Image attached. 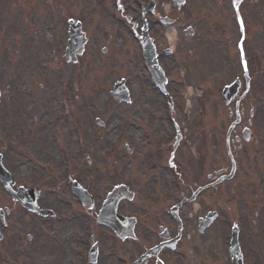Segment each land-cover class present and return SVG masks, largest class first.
I'll use <instances>...</instances> for the list:
<instances>
[{"label": "rangeland", "instance_id": "obj_1", "mask_svg": "<svg viewBox=\"0 0 264 264\" xmlns=\"http://www.w3.org/2000/svg\"><path fill=\"white\" fill-rule=\"evenodd\" d=\"M204 2L191 0L186 8L178 11L177 23L187 24L189 20V24L196 23V36H184L180 32L177 40L169 42L170 46H176L177 52L175 56L167 58L164 67L169 77V91L177 96L175 115L176 118L180 117L177 123L181 128L183 125L186 130H197L198 126L201 129L199 124L204 119L198 121L199 110H208L202 135L204 144H201V147L206 148L205 156L197 155L195 149L198 157L196 166L200 160L206 162L208 168L209 164H217L229 169L224 137L234 117H229L233 104H223L220 87L222 83L231 81L241 71V66L237 58V64L232 61L235 63L232 69L227 63L222 66L223 70L219 68V60L221 63L223 60L229 63L227 58L219 56L229 55L230 52L228 54L223 50L226 45L225 48L218 47L214 37L209 39L211 34L203 29L202 23H208L213 33L215 14L213 10L209 12L204 9ZM199 6L203 9H199ZM96 7L97 0H22V7L17 9L10 2L8 14L13 19L11 21L3 13V4H0V15L5 17L0 19V152L4 155V164L16 171L19 177L27 181L29 175L28 184L36 185L39 179L40 182L44 181L41 187L42 200L45 202L43 204L56 211V216L44 220L32 219L26 215L21 223L13 226V234L9 232L6 236L11 241L2 246L6 261L0 264H26L28 260L25 257L19 259L18 256L20 243L24 244V255L28 250L34 254L36 261L31 260L30 264H51L54 260L60 264H69L67 258L71 253L64 254L63 251L61 255L58 253L60 259L57 256L52 259V250L58 246V240L63 242L72 236L71 230L68 231L67 238L61 233L66 225H78L80 229L81 222L85 221V214L81 210H78L77 216L66 212V208L73 206L75 202L67 182L70 175L82 184H87L82 178L88 179V185L96 198L102 197L114 183H128L133 190L140 187L136 191L137 199L146 195L153 196L159 189L158 184L153 185L149 180L152 173V165H149L152 154L149 153L152 151L149 149L145 154L139 151H146V148L154 146L157 141L162 143L163 146L160 147L165 150L166 135L170 134L172 128L171 124L170 127L164 125L162 99L149 83L139 50L123 49L114 54L109 50L107 54L99 56L90 52L91 43H88L77 64L66 63L62 59L66 18L79 20L85 32L94 24L103 25L105 33L113 30L109 25L112 20L108 19L104 11L97 14ZM192 9L198 10L191 12ZM198 11L207 12L206 19H199ZM172 27L176 26L164 28ZM254 34L246 44L249 46V55L253 54L252 47L253 51H260L257 46L258 37H254ZM158 40L161 44L160 38ZM126 42L127 40L122 39L118 43L124 45ZM231 55L235 56L234 53ZM254 56L252 61L248 58L254 80L249 95L243 101L244 115L240 124L241 129H250L251 137L249 140H242L240 148H237L234 180L222 184L223 192L227 193L230 188L233 191L226 194L222 208L226 209L227 205L232 209H243L245 218L258 212L261 216L260 229H256L258 233L256 231L255 234V227L253 228L254 242H258L257 239L261 241L264 258V199H261L264 198V56ZM198 65L207 66L205 68L209 71L195 68ZM260 65L263 70L258 68ZM186 67H193L195 72L193 69L185 72ZM122 77L129 81L130 103L114 102L108 94L112 84ZM156 99V112L162 116L161 120L157 118L154 121L150 119L152 112L149 109ZM253 107L254 115L250 118L249 111ZM144 116L148 122L144 120ZM95 119H100L103 125H97ZM248 120L251 122L250 126ZM190 134L191 132L187 133L186 137L189 140L191 137V145L187 149L180 147L174 152L176 158L173 162L177 165L181 161L178 158L181 152H190V148L193 150L194 136ZM152 135L155 143H152ZM77 138L81 144H78ZM124 145L129 147L130 152L125 151ZM115 146V150L110 151ZM148 156L151 158L147 159ZM191 158L195 160L194 156ZM38 159H41L40 165L36 164ZM196 170L197 167L194 172ZM164 178L170 179V174H165ZM188 179L187 176L186 180ZM161 191L162 195L168 193L165 184L158 193ZM245 203L250 211L244 210ZM129 208L134 209V205ZM70 217H74L76 222H71ZM59 220L64 224L60 225ZM88 224L92 225L90 221ZM26 231H34L29 232L33 236L30 241L22 238ZM74 233L78 232L74 230ZM250 233L251 224L243 232L244 242ZM104 237L105 244H110V239H106L107 233ZM258 250V247H254L255 254L260 253H257ZM249 264H261V261L254 259Z\"/></svg>", "mask_w": 264, "mask_h": 264}, {"label": "flooded vegetation", "instance_id": "obj_2", "mask_svg": "<svg viewBox=\"0 0 264 264\" xmlns=\"http://www.w3.org/2000/svg\"><path fill=\"white\" fill-rule=\"evenodd\" d=\"M1 1L3 10H5L3 13L6 14L8 20L12 21L11 15L8 14L10 2L13 8L17 9L21 7L22 0ZM204 1V9L209 12L213 10L215 14L213 16V33H211V27L208 23L203 29L214 37L218 47H221L225 41L233 39L238 25L239 11L245 12V18L249 19L251 14H253V9L258 7L255 15L262 16L261 20L264 21L263 9L259 7L262 2L259 3L258 0H253L249 5L248 0H241L239 3L237 0ZM244 2L246 4L245 10L243 8ZM254 2L257 4L256 7H253ZM107 4L110 9L120 11L125 20L123 22L122 18L112 19L109 25L113 27V30L105 34H99L104 26H97L99 32L95 33L93 38L88 39V42L91 43L89 50L94 55L95 51H99L102 54L108 53L109 50L114 53L120 51L118 42L125 37L128 41H134L132 45L135 46V49H140L137 40L141 34L143 22H145L147 34L151 38L155 48L162 49L169 31L164 28L167 26L166 23L172 22L174 25L179 26L177 24L178 11L186 8L189 2L185 0L181 6H177L171 0H107ZM201 8L199 6V9ZM124 13L130 16L128 17ZM198 14L202 19H206L205 17L208 16V13L205 11H198ZM1 18L4 19V15H0ZM193 28L196 29V26H193ZM159 38L161 44L159 43ZM230 44L228 45L230 46ZM230 51L231 49H229ZM243 113L244 111L241 113L239 124L235 126L229 137L230 149L231 151L233 150L232 153L237 149L236 144L239 146L241 144L240 133L242 130H240V124L244 115ZM154 164L160 170L163 167L160 166L162 161L156 160ZM223 169L221 166L215 164L210 168V172L206 177H202L199 182L193 179L188 183L184 182L183 189L179 192V195L159 196L157 194L151 198L143 197L137 199V193L135 192L136 196H134L133 200L121 201L118 213L122 216H134L137 219L136 226L133 229L134 236L131 238L117 236L108 227L95 223L94 220L98 206L95 204L92 207L91 202L83 205L75 196H72L75 203L73 206H70L73 209L67 212H71L77 216L79 210L77 207L82 208L87 217L92 219V225L90 226L88 221H86L87 217H85V221L81 222L80 229L77 227L78 225H66L64 227L66 229L62 230L61 233H64V236L67 238V233L71 230L72 236L69 240L63 242H59L58 240L56 249H51L53 251L52 259L57 257V259H60L58 253L61 255L62 245L70 249V259H72L70 264H131L133 262H137V264H232L236 260H241L242 264H249L253 262L255 255L262 259L263 251L261 249L257 251V253L260 252L259 254L254 253L252 244L253 235L251 233L247 235L244 242L243 235L241 234L243 229L248 228L250 224H254L252 217L251 219L245 218L244 214L239 216L235 214L234 210H224L222 208L223 196L225 194L222 190V184L226 181L220 183H215V181L220 176L227 174V170L224 173L222 172ZM149 180L155 183L159 178L154 174ZM29 181V175L27 176V181L22 178L14 179L11 189L15 191V195L8 193L0 182V210H2L0 211V233L2 235V239L0 236V240H3L9 232L13 234V226L21 223L23 217L26 215L32 219L35 217L41 218V215L26 210L15 199V197L18 199L25 196L24 191L21 189L22 187L37 189L39 191V195L37 196L38 207H44L42 209L48 208L44 206L43 203L45 202L42 200L43 195H41V187L44 184L42 182L44 181L41 180L40 182L39 179V183L36 184L37 187L28 184ZM199 185L208 186L197 195L194 202H188L192 193ZM84 187L91 194L88 186ZM231 192L232 188H230L229 193ZM194 203L198 204L196 209H193ZM132 205H134V209L129 208ZM174 206H177V209L173 212L171 209ZM52 212L56 211L53 210ZM142 215H146L145 219L142 218ZM70 218L72 219L71 222H76L74 217ZM248 221L249 225H247ZM233 225L238 228L235 241L231 235ZM74 230L78 233H74ZM29 232L34 231H26L23 233L22 238L28 241L33 239V236L31 237ZM105 233L108 236L106 238L107 241L109 239L111 241L110 244H105L104 242ZM77 234H81L82 237ZM33 235L35 236V234ZM23 245V243H20V246ZM149 250L152 255L143 259L142 256ZM21 252L24 255L23 249ZM24 257L28 260L26 264H30L31 260L36 261L33 252L30 250L26 251ZM126 259L130 262L126 263ZM51 264L60 263L54 260Z\"/></svg>", "mask_w": 264, "mask_h": 264}, {"label": "water", "instance_id": "obj_3", "mask_svg": "<svg viewBox=\"0 0 264 264\" xmlns=\"http://www.w3.org/2000/svg\"><path fill=\"white\" fill-rule=\"evenodd\" d=\"M148 50V45H146V44H144V51H147ZM149 53H152V50L149 52ZM148 62V64H149V68L151 69V71L153 72V74L155 75V73H154V70L152 69V68H155L156 67V65H155V63L153 62V60H148L147 61ZM121 194H123L122 193V187H117L116 189H115V191H113L110 195H109V200H110V203H111V205L112 204H114L115 202H117V200L120 198V196H121ZM107 204V203H106ZM115 206V205H114ZM112 210V209H111ZM111 210H109V211H106V214H110V216L112 215V211Z\"/></svg>", "mask_w": 264, "mask_h": 264}, {"label": "snow or ice", "instance_id": "obj_4", "mask_svg": "<svg viewBox=\"0 0 264 264\" xmlns=\"http://www.w3.org/2000/svg\"><path fill=\"white\" fill-rule=\"evenodd\" d=\"M0 211H2V210H0Z\"/></svg>", "mask_w": 264, "mask_h": 264}]
</instances>
